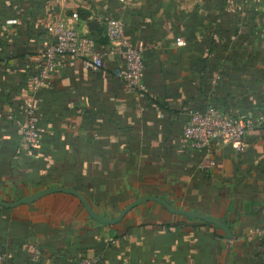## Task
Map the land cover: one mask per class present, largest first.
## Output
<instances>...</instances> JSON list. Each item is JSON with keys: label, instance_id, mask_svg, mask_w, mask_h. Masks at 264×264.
I'll list each match as a JSON object with an SVG mask.
<instances>
[{"label": "crops", "instance_id": "0c3cea01", "mask_svg": "<svg viewBox=\"0 0 264 264\" xmlns=\"http://www.w3.org/2000/svg\"><path fill=\"white\" fill-rule=\"evenodd\" d=\"M109 21L145 46L139 94L114 75L124 60L112 53ZM57 23L91 38L105 67L88 70L68 56L46 67ZM36 78V111L49 131L27 148L17 131ZM209 106L246 120L264 116V0H0L1 201L64 187L113 219L136 199L157 196L233 224L228 264H264L252 234L264 228V126L245 135L243 153L221 142L194 149L184 138L186 111ZM225 238L155 202L113 226L94 221L69 194L0 206L6 264H224Z\"/></svg>", "mask_w": 264, "mask_h": 264}, {"label": "built area", "instance_id": "2783aa9c", "mask_svg": "<svg viewBox=\"0 0 264 264\" xmlns=\"http://www.w3.org/2000/svg\"><path fill=\"white\" fill-rule=\"evenodd\" d=\"M54 40L44 52L46 67L52 68L60 57L68 56L82 62L88 70L98 71L105 67L104 54L96 48L95 42L89 37H83L79 31L71 25L57 23L51 26ZM106 37L112 45V53H118L123 57L122 69L114 72V75L124 82L128 90L133 94L141 93L144 86V52L143 43L133 45L123 34L118 22L109 21L106 28ZM183 45L184 41L178 40ZM220 81V76H215L212 83ZM39 79L34 80L32 96L25 109V125L17 131L22 140L32 146L39 145L43 136L48 132L40 126V118L36 111L34 95L39 89ZM188 123L185 126L184 138L194 149L210 151L214 142L231 144L239 152H245L247 144L244 137L247 133L264 126V116L254 120H246L225 114L214 107L203 111L191 108L188 112ZM259 241H264V229H256L252 232ZM34 261L40 255L38 248L33 249ZM7 260V253L0 244V264ZM99 258L83 259L73 264H99Z\"/></svg>", "mask_w": 264, "mask_h": 264}, {"label": "water", "instance_id": "95a60500", "mask_svg": "<svg viewBox=\"0 0 264 264\" xmlns=\"http://www.w3.org/2000/svg\"><path fill=\"white\" fill-rule=\"evenodd\" d=\"M95 27H96V24L93 25V27H91V28L94 29ZM57 193L69 194V195H72V196H75L76 198H78L80 200V202L83 204V206H84L85 210L87 211V213L89 214V216L94 221H96L100 224L106 225V226H113V225L120 223L126 217V215L128 213H130L135 208H138L139 206H141L147 202L158 203L159 205L163 206L171 214L181 215L184 217L201 220V221L205 222L206 224L215 226L224 232L225 237H226L225 238L226 239V256H225L224 264H228V262H229L231 245H232V242L234 240V235H233V233H232V231L228 225H226L225 223H223L222 221H220L216 218L204 216V215L198 214V213L193 212V211L177 209L173 204H171L170 201H166L163 198H160L157 196H145V197L136 199L134 202L129 204L119 214V216H117L116 218H113V219L104 218V217L100 216L99 214H97L93 210L92 205L89 203V201L85 198V196L83 194H81L77 190L70 189V188H64V187H51V188L43 189V190H40L39 192H36V193L26 197V198H23L19 201L13 202V203H7V202L0 200V206L4 207V208L13 209V208H17V207L22 206V205H31V204L39 201L40 199L48 196V195L57 194Z\"/></svg>", "mask_w": 264, "mask_h": 264}, {"label": "trees", "instance_id": "16d2710c", "mask_svg": "<svg viewBox=\"0 0 264 264\" xmlns=\"http://www.w3.org/2000/svg\"><path fill=\"white\" fill-rule=\"evenodd\" d=\"M145 53V52H144ZM144 60H145V58H144ZM144 64H145V61H144ZM221 69V68H220ZM220 72V82L222 81V79H223V76H222V74H223V71L221 70V71H219ZM212 79V78H211ZM209 107H211V106H209ZM209 107H207L206 109L204 108V109H200V108H198V109H200V110H203V111H205V110H207ZM212 107H214L215 109H217V110H219V111H221L220 109H218V108H216L215 106H212ZM188 112H189V110H187L186 111V115H187V121H186V123H188V120H189V117H188ZM222 112V111H221ZM224 113V112H223ZM37 114H38V116H39V118H40V126L42 127V128H44V129H46L47 131H49V122H46V121H44L43 119H42V116L37 112ZM187 125V124H186ZM185 130V129H184ZM47 134V133H46ZM45 134V135H46ZM45 135L43 136V137H45ZM224 223V222H223ZM226 224V223H225ZM227 225V224H226ZM229 228L231 229V231L233 232L234 231V227H233V224H229ZM261 242V245L263 246V248H264V241H260ZM0 244L2 245V247H3V244H2V242H1V240H0ZM4 249V248H3ZM80 262V261H79ZM7 263V260L5 261V263L4 264H6ZM75 263H77V262H75Z\"/></svg>", "mask_w": 264, "mask_h": 264}, {"label": "rangeland", "instance_id": "374dc122", "mask_svg": "<svg viewBox=\"0 0 264 264\" xmlns=\"http://www.w3.org/2000/svg\"><path fill=\"white\" fill-rule=\"evenodd\" d=\"M26 145H27V148H31V147H35V146H32V145H30V144H28V143H25ZM37 146V145H36ZM118 214H116V215H114V216H112V217H116ZM256 229H264V228H258V227H256V228H254L253 230H252V232H254V230H256ZM253 234V233H252ZM258 239V238H257Z\"/></svg>", "mask_w": 264, "mask_h": 264}]
</instances>
